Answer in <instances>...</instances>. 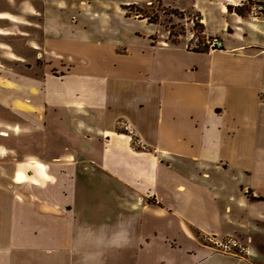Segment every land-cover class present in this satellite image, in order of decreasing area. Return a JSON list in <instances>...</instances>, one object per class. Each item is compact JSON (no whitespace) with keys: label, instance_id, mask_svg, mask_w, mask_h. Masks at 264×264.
Listing matches in <instances>:
<instances>
[{"label":"crops","instance_id":"obj_1","mask_svg":"<svg viewBox=\"0 0 264 264\" xmlns=\"http://www.w3.org/2000/svg\"><path fill=\"white\" fill-rule=\"evenodd\" d=\"M154 1L165 10L194 13L204 40L194 45V22L185 35L172 36L158 22L131 18L126 10L139 5L128 2L120 9L124 22L162 27L164 41L158 31L136 32L109 38L103 47L78 45L81 52L64 55L76 64L68 77L47 79L39 109H49L62 140L68 130L88 137L86 142L68 140L73 152L68 160L0 155V264H164L156 224L126 220L124 228L114 226L122 216L140 219L135 197L148 194L171 212L154 216L169 215L176 222L167 221L174 240L187 235L192 242V227L218 239L248 232L256 235L248 237L252 246H264V228H259L264 227V203L254 204L242 192L248 189L264 199V22L251 24L246 16V4L264 5V0H146V5ZM211 39H219L223 49L200 51ZM122 123L135 128L140 143L156 157L134 154L131 139L118 131ZM25 148L21 153L47 152L38 144ZM192 166L199 175L167 176L166 193L160 195L165 169ZM243 167L252 186L239 189L251 205L246 212L224 209L223 193L207 185L222 182L208 171ZM94 171L103 179L83 186L81 176ZM73 179L74 194L68 195ZM173 201L181 203L179 212L169 207ZM223 218L234 228L225 229ZM212 226L220 233L209 232ZM248 238L238 239L244 256L197 246L178 263L167 264H262L252 259Z\"/></svg>","mask_w":264,"mask_h":264},{"label":"rangeland","instance_id":"obj_2","mask_svg":"<svg viewBox=\"0 0 264 264\" xmlns=\"http://www.w3.org/2000/svg\"><path fill=\"white\" fill-rule=\"evenodd\" d=\"M128 2L139 5L126 10L131 18L146 21L147 17H157L158 24L165 27L168 32L170 31L172 36L185 35V32L188 31V24L194 22L192 28L197 36L194 31L195 22L200 25L201 23L194 13L188 11L180 16L174 11L162 9L156 1L146 5V0H0V155L8 153L17 160L38 157L68 160L71 159L70 155L73 153L70 151L71 145L68 140L72 138L86 142L88 136L74 135L70 130H68L67 136L63 137L65 140L58 137L53 121L50 122L49 109L47 110L46 107L44 110L39 109L43 104L40 105L42 99L38 96L42 92L41 90L45 91L47 79L62 80L68 77V73L74 66L71 65L72 63L76 64V61L64 55L81 52L77 48L78 45L95 46L98 44L103 47L109 38L132 37L136 32L156 35L157 31L160 42L164 41L163 33L165 32L162 27L157 29L140 22H124L120 9ZM197 40L195 39L194 45ZM82 52L87 54L85 48H82ZM262 101L264 102V98ZM128 126L124 123L119 124L118 131L125 132V135L131 139L133 153L139 156L143 154L145 156L141 157L146 159L156 157L153 151L140 143L135 134V128ZM37 144L45 147L46 154L37 151L21 153V149L27 147L28 150H31ZM101 144L102 147L105 146L104 141ZM14 148L19 152H11ZM240 166L243 164L241 163ZM245 166L250 168V164L247 162ZM246 167L237 169L239 172L234 169L220 172L214 168L209 169L210 178H220V182H222L220 185L218 183L209 184L207 181V185L217 189V193H223L221 204L224 209L231 206L233 210L246 212L251 205L239 189L242 185L252 186V176H243L247 171ZM164 171L165 173L161 177L164 182L160 184L159 191L161 196L166 193L165 180L167 176L169 178L188 177V173L199 175V170L195 166L189 169L178 167ZM103 177V174L94 171L93 175L91 173L82 175L81 183L85 186L87 181H92L93 178L103 179ZM71 182L73 185L70 183L69 189L73 188V190H70L68 195L74 194L75 179ZM113 187L118 188V185L114 184ZM247 191L248 189L242 188V192L254 201L255 193L253 194L251 190ZM80 196H82L81 193ZM127 196L133 197L134 194L128 192ZM146 196L135 197L142 207L143 213L140 219L132 220L130 217L122 216L114 226L118 229L124 228L123 222L126 220L147 227H150L151 223L156 224L159 253L160 256L163 255L164 264L173 261L178 263L184 254L186 256L187 253L193 251V247L197 246L210 248L222 254L237 253L244 256L246 249L242 248V243L238 239L256 236L247 232L218 239L216 236H208L188 226L192 234V242L189 240L190 237L183 235L181 238L187 242L186 246L182 245V243H177L181 238L178 237L174 240L167 231V221L169 223L173 221V224L176 222L169 219V215L166 219L154 216V212H169L171 214L166 205L155 194ZM263 203V201H256L254 204L263 205ZM170 206L176 212L181 210V203L173 201L169 203ZM150 213L153 215L151 216ZM223 220L225 229L234 228L224 218ZM259 228L263 229L264 227ZM220 231L219 226H212L209 232L220 233ZM257 234L261 235V233ZM250 238H248L250 240L247 243L248 247L251 245ZM218 240L224 241L215 246L214 242ZM230 240H235V242ZM257 244L258 246L255 248ZM253 245H251L252 259L264 264V246L255 242ZM67 252L64 251L65 254ZM172 254L180 256V258H174Z\"/></svg>","mask_w":264,"mask_h":264},{"label":"built area","instance_id":"obj_3","mask_svg":"<svg viewBox=\"0 0 264 264\" xmlns=\"http://www.w3.org/2000/svg\"><path fill=\"white\" fill-rule=\"evenodd\" d=\"M247 5L246 16L251 24H257L260 22H264V5L259 3H251V5ZM223 49V44L219 39H211L208 42V51L209 53H213L216 51H220Z\"/></svg>","mask_w":264,"mask_h":264},{"label":"trees","instance_id":"obj_4","mask_svg":"<svg viewBox=\"0 0 264 264\" xmlns=\"http://www.w3.org/2000/svg\"><path fill=\"white\" fill-rule=\"evenodd\" d=\"M249 5H251V3L249 4ZM131 9V8H130ZM176 14H178V15H180V16H182V14L180 13L179 14V12H177V11H174ZM157 17H154V18H149V17H147L146 19V21H148V23H150V24H152V25H156V23L158 22V18L156 19ZM195 32H196V34H197V36H196V39H198L197 41H198V43L199 42H201V40L203 41L204 39V37H202L201 38V36H203V27L198 23V22H195V30H194ZM208 44V43H207ZM200 51H204V52H207V53H209V51H208V45H207V47L206 48H200ZM197 52V51H196ZM254 201H260V202H264V199H255Z\"/></svg>","mask_w":264,"mask_h":264}]
</instances>
